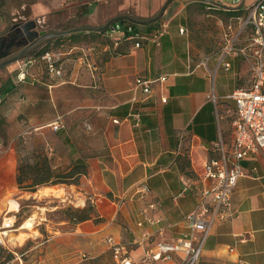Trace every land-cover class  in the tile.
I'll list each match as a JSON object with an SVG mask.
<instances>
[{
	"label": "crops",
	"instance_id": "0c3cea01",
	"mask_svg": "<svg viewBox=\"0 0 264 264\" xmlns=\"http://www.w3.org/2000/svg\"><path fill=\"white\" fill-rule=\"evenodd\" d=\"M165 2L0 0V28L3 32L8 21H34L39 31L56 32L99 28L117 17L145 21ZM134 30L142 38L138 48L121 35H115L120 40L113 39L109 30L74 34L68 42H80L72 44L70 51L81 48V40L91 38L97 40L98 49L93 54L87 51L88 46L80 49L85 58L78 61L83 66H76L69 81L40 83L53 99L59 90L72 89L70 86L97 90L101 102L113 105L110 120H117L106 130L110 138L107 153L103 151L102 156L87 162V190L93 195L90 202L98 221L76 223L69 232L53 236L45 246L43 264H116L107 239L124 245L132 263L175 264L179 254L166 263L144 258L157 244L174 242L188 233L184 217L201 201V172L204 164L217 155L214 143L221 139L225 151L231 152L235 105L230 95L250 87L249 63L241 56L223 57V53L194 60L177 36L167 33L153 43L155 22L135 24ZM221 59L230 64L229 70L219 64ZM27 62L30 59L19 64ZM161 76L166 78L161 86L166 103L156 97L130 103L135 79ZM137 96L143 97L140 93ZM131 111L140 113L138 125L128 116ZM0 151L3 172L12 164V148L0 146ZM240 166L244 176L238 179L231 196L236 216L212 225L199 264H264V148L241 160ZM13 182L16 184V180ZM4 194L0 193V209ZM150 204L153 209L148 208ZM76 206L82 208L85 203ZM86 255L87 259H82Z\"/></svg>",
	"mask_w": 264,
	"mask_h": 264
},
{
	"label": "rangeland",
	"instance_id": "374dc122",
	"mask_svg": "<svg viewBox=\"0 0 264 264\" xmlns=\"http://www.w3.org/2000/svg\"><path fill=\"white\" fill-rule=\"evenodd\" d=\"M254 1L243 0L240 11L231 16L229 13L234 10L228 8L237 7H211L207 10L200 0H172L155 22L156 29L159 31L160 26L167 23L166 33L176 35L194 60L206 56L216 57L230 47L240 21L247 16L246 8ZM179 26L184 30L182 34L178 32ZM113 39L120 40L115 36ZM76 42L80 41L68 42L65 37L51 40L24 58L31 62L19 64L22 59L0 70V146L4 149L12 148V164L0 172V193H5L0 222L8 208L13 212L7 215H15L12 229L2 231L8 232V237H1L0 264H43L48 241L53 236L69 232L75 226L72 218L74 211L83 208L76 205L84 201L85 206H92L90 201L93 195L87 190L85 179L88 174L87 162L102 156L103 151L107 153L110 138L106 130L110 123L113 124L109 118L113 105L101 102L97 90L89 92L70 86L72 89L59 90L53 99L49 90L40 85L69 81L76 66H83L78 61L83 57L80 49L88 46L93 49L91 54L98 49L97 40L91 38L81 40V48L70 51L69 47ZM46 44L47 52L58 55L57 67L61 70L59 77L50 76L44 61L37 56ZM237 45H246L244 34ZM20 72L25 74L23 82L17 80ZM75 83L79 84L80 81ZM10 85L12 91L7 92ZM57 117H60L59 122H62L63 128L55 132L51 123ZM2 155L0 151V157ZM44 157L54 174H66L72 178L63 180L65 184L54 185L50 190H41V186L36 187L34 192L18 189L13 182L16 180L17 167L25 162L34 165ZM52 195H59V198ZM108 198L117 202V199ZM118 217H121L120 213ZM28 219L32 220V226L19 230ZM82 259H87V255Z\"/></svg>",
	"mask_w": 264,
	"mask_h": 264
},
{
	"label": "built area",
	"instance_id": "2783aa9c",
	"mask_svg": "<svg viewBox=\"0 0 264 264\" xmlns=\"http://www.w3.org/2000/svg\"><path fill=\"white\" fill-rule=\"evenodd\" d=\"M209 10L211 7H238L243 0H200ZM229 4V6H227ZM247 16L240 21L239 29L232 44L223 52L225 56H241L249 63L251 84L246 90L239 89L230 95L234 102L235 111L232 117L233 142L230 153L224 149L222 140L214 143L217 152L215 158L208 160L201 172V180L204 187L201 191V201L197 207L184 217L188 233L180 239L171 243L157 244L152 251L146 253L144 261L170 262L174 254H179V260L175 264H199L200 256L205 242L209 236L210 229L217 222L230 221L235 218L232 211L231 196L239 178L244 176L240 161L259 149L264 148V0H255L248 8ZM167 23L160 26L152 37L153 43L166 33ZM183 33V29H179ZM245 36V46L237 45L241 35ZM110 35H121L127 41H133L134 47L140 46L142 38L129 25L115 23L112 25ZM92 48L87 51L92 52ZM50 76L59 77L61 70L57 67L58 55L45 52L41 57ZM85 58V55L82 57ZM219 64L227 71L230 68L228 62L223 59ZM24 72L17 76L18 81H23ZM165 76L152 80L135 79L131 89L134 93L130 103H143L146 99L156 97L160 103H166V96L163 95L162 84L165 83ZM137 93L143 97L138 98ZM128 116L133 119L134 125L140 121V113L131 111ZM117 120H113L116 123ZM53 131H59L61 124L56 120L51 124ZM153 209L154 205H148ZM15 215H3L0 222V232L12 229ZM148 222H152L151 219ZM2 243V242H1ZM112 259L116 264H141L132 263L127 255L126 248L122 244L114 243L107 239Z\"/></svg>",
	"mask_w": 264,
	"mask_h": 264
},
{
	"label": "water",
	"instance_id": "95a60500",
	"mask_svg": "<svg viewBox=\"0 0 264 264\" xmlns=\"http://www.w3.org/2000/svg\"><path fill=\"white\" fill-rule=\"evenodd\" d=\"M172 0H166L163 6L160 8L158 13L151 19L145 21H138L127 17H117L107 23L103 27L91 28V27H78L66 31H56V32H44L37 29V25L34 21L20 22L11 24L7 22V28L0 34V70L18 62L24 58H27L29 53L35 50L40 45L55 40L58 38L68 37L70 35L78 33H102L107 30L111 31L112 25L122 21L127 20L135 24H149L156 22L163 14L166 6ZM243 5H240L233 9L228 10H238ZM219 7L226 8L224 6L218 5Z\"/></svg>",
	"mask_w": 264,
	"mask_h": 264
},
{
	"label": "trees",
	"instance_id": "16d2710c",
	"mask_svg": "<svg viewBox=\"0 0 264 264\" xmlns=\"http://www.w3.org/2000/svg\"><path fill=\"white\" fill-rule=\"evenodd\" d=\"M239 11L240 9L234 10L229 14H231V16H235ZM117 23L125 26L129 25L133 29L135 27V24L133 23H125L123 21H119ZM72 37H74V35H70L69 37H65V38L71 39ZM60 39L61 38L55 40H60ZM121 39H124L123 36H121ZM47 44L42 50L38 51L37 56L41 57L45 52H47L46 51ZM6 90L7 92L12 91V86L10 85ZM16 171H17L16 173L17 188L28 192H34L35 188L39 186L42 187L47 185L54 186L57 184H65L63 180L72 178L71 176H67L66 174L64 176L54 174L50 165L47 163L45 157L41 160V162L35 163L34 165H30L27 162L21 163L17 167ZM72 218H74L75 223H80L87 220H93L95 222L98 221L93 211V207L88 204L84 206L82 209H76L74 211V215Z\"/></svg>",
	"mask_w": 264,
	"mask_h": 264
},
{
	"label": "bare ground",
	"instance_id": "6f19581e",
	"mask_svg": "<svg viewBox=\"0 0 264 264\" xmlns=\"http://www.w3.org/2000/svg\"><path fill=\"white\" fill-rule=\"evenodd\" d=\"M13 210L11 208H8L7 209V214L9 213H12ZM31 219H28L26 220L19 228V230H26V229H29L31 226H32V223H31ZM8 235V232H0V241H1V237H6ZM8 237V236H7ZM3 241V240H2ZM1 241V242H2Z\"/></svg>",
	"mask_w": 264,
	"mask_h": 264
}]
</instances>
